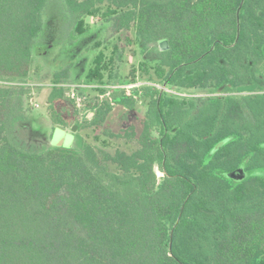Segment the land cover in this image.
Instances as JSON below:
<instances>
[{"label": "trees", "instance_id": "obj_1", "mask_svg": "<svg viewBox=\"0 0 264 264\" xmlns=\"http://www.w3.org/2000/svg\"><path fill=\"white\" fill-rule=\"evenodd\" d=\"M66 1L78 33L108 1L142 45L167 39L141 64L148 79L206 94L134 88L148 107L127 133L139 143L131 152L80 134L73 147L25 148L11 131L47 0H0V264H264V0ZM111 61L99 51L86 82L108 83ZM67 80L52 79L56 124ZM111 98L137 101L120 89ZM112 109L105 98L92 125Z\"/></svg>", "mask_w": 264, "mask_h": 264}, {"label": "rangeland", "instance_id": "obj_2", "mask_svg": "<svg viewBox=\"0 0 264 264\" xmlns=\"http://www.w3.org/2000/svg\"><path fill=\"white\" fill-rule=\"evenodd\" d=\"M109 7V2H104L96 15L86 16L85 32L78 33L77 15L69 9L67 1L47 0L42 10V29L33 44L34 62L31 76L23 85L28 89L23 98V117L15 123L11 131L12 138L21 146L43 150L62 143L64 147H72V136L63 135L56 129L62 127L75 136L80 134L98 150L109 153H114L117 149L131 152L139 147L137 138L127 136V133L133 132V126L138 132L141 130V122L147 113V100L137 95L133 109L115 103L102 122L92 125L91 120L104 101L100 102L101 92L95 90L97 87H92L96 84L86 82V74L95 56L99 51H103L107 59L113 56L112 69L105 72L109 82L98 83V88L107 91L112 85L134 83H139V86H151L154 82L148 79L150 76L142 69L141 64L145 61L150 66L162 50L159 42L147 43L144 46L137 41L134 26L119 28L115 22L117 16H108ZM57 73L69 80L64 84H86L79 89L83 99L81 107L66 94L63 100L54 104L56 112L65 120V124L53 122L49 113L48 96L52 79ZM158 87L167 90L162 89L164 84L158 83ZM32 92H35L36 100L40 103L37 108L30 102ZM179 93L183 96L206 94L199 90ZM73 125H78L76 132L71 131ZM156 171L158 176L162 175L158 167Z\"/></svg>", "mask_w": 264, "mask_h": 264}, {"label": "built area", "instance_id": "obj_3", "mask_svg": "<svg viewBox=\"0 0 264 264\" xmlns=\"http://www.w3.org/2000/svg\"><path fill=\"white\" fill-rule=\"evenodd\" d=\"M153 85L157 86L158 87V84L156 83H152ZM86 84H75V83H68V84H64V86L66 87V95L73 99L75 101V103L77 104V106L81 107L82 105V102H83V99L82 97L80 96L79 94V89H82V87H84ZM89 85V84H88ZM142 85L139 86V83H134V84H128V85H112V88L110 90H107L106 92L104 93H99V96H100V102H103L105 98H108L111 100V104L114 105L115 102L112 100L111 98V91L112 89H120V90H124L125 94L127 96H130V97H134L135 99L137 98V95H134L133 94V89L134 88H139L141 87ZM92 87H99L98 85H94ZM162 89H167L166 91H170L172 92V90H170L169 88H167L165 85ZM35 92H32V96L30 97V102L31 104L34 106V107H39L40 106V103L36 100V97H35ZM173 93H177V94H180L182 95L181 93L179 92H175L173 91Z\"/></svg>", "mask_w": 264, "mask_h": 264}, {"label": "water", "instance_id": "obj_4", "mask_svg": "<svg viewBox=\"0 0 264 264\" xmlns=\"http://www.w3.org/2000/svg\"><path fill=\"white\" fill-rule=\"evenodd\" d=\"M159 45H160V48H161L162 51H165V50L169 49V43H168L167 39H161L159 41ZM56 129H57V131L61 132L63 135H71L72 138H73V141H74V137L75 136H74L73 133L67 132L65 129H63L61 127H57ZM77 130H78V125H73L72 128H71V131L76 132ZM59 147H62V143H61V145H59Z\"/></svg>", "mask_w": 264, "mask_h": 264}, {"label": "crops", "instance_id": "obj_5", "mask_svg": "<svg viewBox=\"0 0 264 264\" xmlns=\"http://www.w3.org/2000/svg\"><path fill=\"white\" fill-rule=\"evenodd\" d=\"M62 128V127H61ZM64 129V128H63ZM66 130V129H65ZM67 131V130H66ZM68 132V131H67ZM75 136V135H74ZM74 143V144H73ZM72 143V147L76 144V136L74 137V141Z\"/></svg>", "mask_w": 264, "mask_h": 264}, {"label": "flooded vegetation", "instance_id": "obj_6", "mask_svg": "<svg viewBox=\"0 0 264 264\" xmlns=\"http://www.w3.org/2000/svg\"><path fill=\"white\" fill-rule=\"evenodd\" d=\"M242 172H243V170H242Z\"/></svg>", "mask_w": 264, "mask_h": 264}]
</instances>
